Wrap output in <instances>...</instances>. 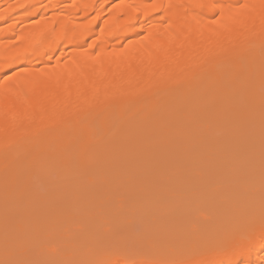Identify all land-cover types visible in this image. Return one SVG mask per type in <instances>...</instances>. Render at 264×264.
Wrapping results in <instances>:
<instances>
[{"label":"bare ground","instance_id":"6f19581e","mask_svg":"<svg viewBox=\"0 0 264 264\" xmlns=\"http://www.w3.org/2000/svg\"><path fill=\"white\" fill-rule=\"evenodd\" d=\"M263 40L264 0H0V157L24 150L30 139L34 141L39 136L41 128H51V131L47 130L50 131L49 137L53 136V128L68 126L79 111L84 117L75 123L77 134L85 139L94 133L91 124L95 115H98L99 125L105 123V117L111 115L114 108L118 113L132 111L134 117H139L146 101L157 108L162 104L164 95L170 92L168 89L171 90L181 79L194 74L202 84V71L209 66L214 67L213 78L221 76L224 68L219 70L217 66L221 58L230 64L235 53L245 56L243 63L250 57L258 56L259 44ZM241 72L237 69L233 74L240 80L244 78ZM187 85H184L185 89L189 87ZM252 87L249 89L251 93ZM152 106L151 109L146 107L152 110ZM175 107H179L178 104ZM176 108L172 116H166L167 119L160 116L156 118V124L154 120L155 129L159 131L156 135L169 139L176 146V162L162 168L161 165L144 166L148 174L144 183V179L134 180V174L139 170L130 166V178L134 176V181H141L139 189L144 193H139L137 189L139 194H134L138 185L129 187L127 184L130 195L123 198L126 203L121 201V209L129 207L130 218L112 210L103 211L100 207H94L96 210L93 208L92 212L84 208V203L81 206V201L77 206L81 199L76 198L74 203L70 189L73 186L65 193L66 203L60 202L62 196L60 199L51 197L50 190L55 187L49 185L44 190L40 189L42 192L35 190L33 196L35 193L43 196L41 199L36 196L37 201L43 200L45 204L42 203L46 208H42L43 212L53 217L56 221L53 222H58L61 230H57L55 241L43 245V250L41 248L42 254L45 252L44 256L48 257L43 259L40 254L42 259L37 256L39 260L35 261L34 257V262L30 264H264V194H256L257 187L262 184H258L255 172L264 169V162L251 165L255 167L250 171L251 175L255 174L254 178H246L245 171L239 170V159L244 152L236 149L241 148L238 145L240 141H251L253 132L248 133L255 123L252 127L247 126L248 133L244 123H234L238 125L237 128L232 126L236 132L233 140L238 143L234 144L237 147H230L225 156V152L221 154L229 161L231 169L228 167V172L241 171L237 177L236 173L228 172L224 173L226 176L215 174L216 177H211L210 174L217 173L215 169L222 168L225 163L216 156L220 149L214 150L211 143L220 137L218 132L204 126L200 132L191 135L199 139L197 147L189 146L187 138L190 133L181 129L179 119L176 124L175 118L180 112ZM79 115L77 117L80 118ZM259 125L255 128L262 129L263 124ZM261 132L257 136L262 137ZM218 134L224 138L221 132ZM78 135H72L70 139H77ZM254 135L253 140L256 138ZM135 136L129 137L138 143L140 139L136 137V142ZM132 140V149L136 151L137 144ZM171 142H168L170 147L175 148ZM53 146H47V149L41 147L36 162L57 158L62 152H58L57 156L58 150L55 151ZM118 147L116 159L122 164L127 147ZM170 147H164L167 154L174 151H170ZM162 153L164 157L161 158L164 159L166 153ZM78 155L85 154L79 151ZM251 156L260 155L254 152ZM106 157L108 154L99 153L101 164L98 169L102 168L101 171L109 169L106 165L109 161L103 163L107 161ZM221 168L219 173H223ZM182 170L184 173L186 170L187 174L183 173L184 179L180 173ZM86 171H90L89 168ZM93 171L94 177L97 173L94 169L91 174L82 172V176L87 178ZM109 171L107 174L112 178ZM103 173L95 177L103 178ZM105 178L102 181L107 184L109 178H106L107 182ZM156 178H163L165 182L157 184ZM85 182L87 180H83ZM113 182L104 185L111 184L113 187ZM74 186L79 192L77 186L81 188L84 185ZM156 190L158 195L149 193ZM77 192L82 196V192ZM218 209L226 215L220 218L222 221L217 220L222 217L220 215L215 220V223L223 224H220L217 234L227 242L224 244L218 238L221 248L213 250V246L205 243L210 239L207 235V240L204 238L208 231L205 221L208 214ZM161 223H165L159 226L163 228L162 233L146 237L138 233L141 227L155 229ZM136 225L141 226L139 231ZM21 231L17 230L16 235ZM201 241L204 245H199ZM2 245L0 264H29L31 261L25 260L30 259V254L24 256L26 253L23 251L20 252L23 254H16L20 250H12L11 253Z\"/></svg>","mask_w":264,"mask_h":264},{"label":"rangeland","instance_id":"374dc122","mask_svg":"<svg viewBox=\"0 0 264 264\" xmlns=\"http://www.w3.org/2000/svg\"><path fill=\"white\" fill-rule=\"evenodd\" d=\"M263 43H264V40L259 44V46H260V48H259L260 50H258L260 52L259 55L250 57L249 59H246V61H248V62L245 61V63H243V60H244L243 57H245V56L241 53L240 54L235 53V56L234 57L232 56V60H231L232 62L230 64H228L227 62H224L225 61L224 58L220 57L221 59L217 63V66L219 67V70H221L222 68H224V69L222 70L223 75L221 74V76H219L217 78H213L214 67L212 69L211 68L212 66H209V67H206V70L204 69V71H202L203 72V79H204L202 84L201 83L199 84L200 80H199V78H197L198 76H194V74H192V76L190 75L186 78L181 79L182 81H179L176 84L177 87L174 86V87H176V89L174 87H171V90L168 89V91H170L169 92L170 95H169V93L167 95H164L163 100H162V104L160 106H158L157 108H154L149 101H146L147 103L149 102V104H147L146 102H145L146 104L145 103L143 104V106L141 108L142 112L140 111L139 117L138 116L134 117L135 115L133 116V114L131 113L132 111H130L129 113L122 112L123 114L118 113V110L114 108L113 111L111 112V115H108L105 117L107 119V120L105 119L106 120L105 123H103L102 125H99L98 124L99 121L97 120L98 115H95L94 121H93L94 123L91 124V127H92L94 133L89 139H85L83 136L77 134V129H76L77 126L75 123H76V121H78V122L81 121L84 117L83 116L84 114H82L83 112L79 111V113H76V114H78V115L80 114L81 117L80 118L77 117L78 115L73 116L76 118L72 117L73 119L71 118V122H69L71 124H68V126L66 125V127H64L62 125V127L60 126L57 128H53V130L55 131V134L53 136L49 137V134H48V132L51 131V128H47L50 131L47 130L46 128H43V129L41 128V130L39 129L41 131V132L39 131L41 135L39 134V136H36V138H34L35 139L34 141H33V138L30 139L32 142L30 141L31 142L30 143L28 141V145H26L27 147H25L24 150H22V149L19 151L17 150L15 152H13L10 156L5 154V157H0V244H3L2 246H5L4 248L6 250L9 249L10 251L13 250V251H17V252H18V250H20L16 254H23V252L26 253V255L24 254V256H27V254H30V256H29L30 259H25L27 262L29 260H31L29 262V264L34 262V261H32V260H34V257L36 258L35 261H37L38 258L42 259L41 255H43V256L46 255V253L44 251H43L44 253L42 254V250H43L42 246L49 243V242H53L56 240L55 238L58 237V235H56V234H58V231L61 230V225L60 224L57 225L58 222L54 223V222H56V221H54L55 219L53 217H51L50 215H48L46 212L45 213L43 212V209L45 208V206H44L45 204L43 203V200H41L42 202L40 201V199L43 198V196L39 197V196H37V195H39L37 193H35V196H33L32 194H34L35 190L42 192L44 190L43 188L48 187L49 185L52 188L55 187V189L53 188L52 190H50L52 192V194H50L51 197L56 196L57 198L60 199V197L62 196L61 198L65 199V200L61 199L62 201L60 200V202H62V203L67 202L68 199H66L65 193H67V191H70V189H72L71 192H73L72 198H73L74 203L77 202V201H75L76 198L81 199V200L77 199L78 200V202L76 203L77 206H79L78 205L80 203L79 201H81L82 202L81 206L84 205L85 209L88 208L89 210H91L94 207H96V209L100 207L99 209H101L103 211L111 212V210H112V212L114 211V212L118 213V215L122 214V216H124L125 218H130L131 215H130L129 207H122V209H121V206L123 205V204L121 205V203L122 202L126 203L124 200L125 199L124 197H127L130 195V191H128L129 189H127V188L131 187L132 185H135V186L138 185L137 187H135L136 192L134 190V194L138 195L139 193L143 192V190L141 192V189H139L140 186L142 185V184L140 185L141 181H139L140 182L139 183L138 181H134V180L144 179V180H142V182L143 183L145 182L148 174H146L147 172H146L144 166H148V165L152 164L154 166H156V165L160 166L161 165L160 167L162 168V166L167 167L170 165V163L173 164L172 162H174V163L176 162V159H177L175 157L176 146L171 141H169V139L168 140L164 139V137L159 138L156 135L159 131H158V129H155L156 128L155 124L157 123L156 118L158 119V118H160V116L163 118V116H165L164 118L167 119L166 116H168V115L172 116L171 114L174 113V109L176 108L175 104L176 105L178 104L179 107H177L178 109L177 108L176 109L178 110V112L180 111L178 113L177 119L175 118V121L179 119V121L182 125L181 129L184 128L183 130L188 132V134L190 133L188 138H187V143L190 144L189 146L195 145V147H197L198 144H196V143L199 142V139L196 138V136H194V135L191 136V135H192V133L193 134L197 133V131L200 132L201 131L200 129L201 128L203 129L204 126H206L208 128H212L213 130H215L218 133L221 132V134L225 138V139L222 138V136L217 133V136H220V137H217V139H214V142L213 141L211 142V143H213L212 144L213 146L211 144H209L213 147V149L215 148L214 150H216V149H220V151L222 150L221 152L217 150L219 152V154L217 152H216V154H218L220 156H218V155H216V156L219 157L218 159L220 161L223 160L225 163L226 162L228 163V164H226L227 166H225V163H223V161H222V163L224 164L222 166V168H223L222 172L223 173H219L220 168H221L220 167L218 170L215 169V172L218 171L217 173H211L210 174L211 177H216V175H218V174L221 175V174H224L225 172H228L227 171L228 167H229V169H231L229 166V161L226 160V157L223 159V156L221 154L223 152H225V154L223 153L225 156V155H227V151H229L228 149H231L232 147H234V148L237 147V146L235 147V145L238 143H236V140H233L235 138L234 133H236V132L233 131L232 126L234 127V125L240 121H241L240 124L244 123L245 127H247L249 125H251L250 127H252L254 125L252 123H255V126L256 125L260 126L259 124H263V125H261L262 129L260 127H259L260 129L257 127L259 129V132H261L263 130V133L261 132L262 137L260 135L257 136V134L259 132L257 131V128H255V126L252 127V129L250 130L249 133L247 132L249 130V128L247 127L246 132L249 135L251 132H253V133H251V135H252L251 141L252 142L250 140H247V141H249V143H247L246 141H243V142L240 141V143L238 145L241 148H239V147L236 148L239 151L240 149L242 150V148L245 147V148H243L242 151L241 150L239 151L240 153L244 152V154H241L242 158L239 159L241 161L238 160L240 162L239 170L245 171L244 175L246 176V178H251V177L254 178L253 175H255V174L251 175L252 172L250 173V171L251 170L253 171V169L255 168V167L253 168L252 166H256V165H259V164L264 162V140H262V138L264 136V129H263L264 128L263 127L264 122H262V121H264V120H262V119H264V44ZM246 64H248V65H246ZM237 69L240 72L243 71V72H241L242 74H244L243 79L239 80V78L236 75H234V74H236L235 71H237ZM233 70H235V71H233ZM204 76H205V78H204ZM183 80H185L186 83ZM196 83H197V85H196ZM248 84H251V86ZM184 85L185 86L187 85L189 87H187L185 89ZM248 86H250V88L253 86L252 87L253 93H251V90H249L250 88ZM228 93L231 94V96ZM165 99H168V100L164 101ZM150 105L152 106V110H150L151 109ZM146 106H148V107L150 106L149 107L150 109L148 110V108ZM172 106H174V107H172ZM171 107L173 108V110ZM153 109H155V110H153ZM254 115H256V116H254ZM154 120L156 121L155 124H154ZM177 123L178 122L176 121V124ZM180 126L178 125V127H180ZM237 126L238 125H235L234 128H237ZM254 128H255V130H254ZM229 129H232V131H230ZM44 130H46V131H44ZM252 130H254V131H252ZM56 131H58L59 134ZM132 132H134L136 134L133 133V136H132ZM226 132H229V133H226ZM230 132H231V134H230ZM129 134H131V135H129ZM224 134L226 137L224 136ZM72 135H74V136L78 135L77 139H75V138L70 139L71 138L70 136H72ZM128 135L131 137H134V135H136L135 140H136V137H138L141 142L139 141L138 143H134L133 142L134 139L132 140V138L129 137ZM253 135H254V138L256 136L257 139L255 138L253 140ZM41 136H42V139H41ZM39 137H40V139H37ZM258 137L261 138V139H259V141H258ZM127 138H129V139H127ZM219 138L221 139V141ZM130 139L132 140V142L134 144H137V145H135L136 151H134L132 149L133 146H131ZM216 140H218L219 142L218 141L216 142ZM260 140H262V142ZM52 141H53V143L50 144V142H52ZM104 141H105V143H104ZM122 142L123 143L125 142V144L127 142L128 143H127V145H125V144L122 145ZM136 142H137V140H136ZM168 142L169 143L171 142L175 146V148H173V146L170 147V144ZM231 142H233V143H231ZM237 142H239V141H237ZM51 145H54L53 148H55L54 149L55 151L58 150L57 153L55 152L57 154V156L59 153L62 152L61 153L62 155L60 154L62 157H60V155H59L57 158L47 159V160H45L43 162H39V163L36 162L37 161L36 157H38V154L41 151L39 149L41 147L47 149ZM104 145L106 147H104ZM118 145L119 146L121 145L123 147H125V146L127 147V149L125 147V149L127 150V154L124 155L125 160L122 158V160H123V161H121L122 164H119L120 162H119V160H117L118 159V156H117L118 150L117 149L119 148ZM130 146H131V149L129 148ZM163 146L166 148L170 147V151L171 150H174V151H171L170 152L171 154L170 153L167 154L168 151L166 149V151H167L166 152L165 148ZM223 148H225V150ZM248 148H249V150H248ZM128 150L129 151L133 150L135 153L136 152L137 153L133 154L134 152H132V151L129 153ZM251 150L252 151L254 150V151L252 152ZM79 151L81 154H83V155L85 154V155L79 156L78 155ZM162 152L166 153V156L164 159H162L164 157ZM254 152H256V153L258 152V154L260 156L259 157H257V156L252 157L251 154H253ZM65 153H67V155H65ZM99 153L108 154V157H106L107 161L105 160L106 162H103V163L106 164L109 161V163H107L106 165L109 166L108 167L109 168L108 170H110L109 174H111V176H112V178L111 177L110 178L112 181H114L113 185L115 184L113 187L111 185L112 181L110 180V178L107 174L108 170L101 171L100 169H102V168L98 169L100 167V164H101V163H99L100 160L98 161ZM247 153H249L250 156ZM56 154H55V157H56ZM63 154L65 156H63ZM142 154H143V157H142ZM111 155H113V156H111ZM114 155H115V157H114ZM134 156H137V157H134ZM161 156H162V158H161ZM244 156H246V157H244ZM116 157H117V159H116ZM114 158L117 160V162H115L116 160H114ZM170 160H171V162H170ZM112 162L114 164H112ZM130 162H132L133 164H131ZM239 162H238V164H239ZM241 162H242V164H241ZM140 164L142 166H140ZM119 165H121V166H119ZM130 166L135 167L139 170L137 172V174H134V176H136V178L134 176H132L130 178V175H131V172L129 170L131 168ZM141 167L142 168L144 167V168L142 169ZM85 168H87V169H85ZM88 168L90 171H86V170H88ZM119 168H120V170H119ZM92 169H94L97 172L96 173L97 175L98 174L100 175L102 172H104L103 173L104 176L106 178L107 177L109 178V181L107 182L108 179L103 177L106 179L107 184L102 181L103 178L102 177L100 178L101 175L99 177L98 176L97 177L101 179L100 181L103 182V184L99 183L100 181L98 180L97 177H95L96 174L94 175V177H92L93 173H95L94 171L92 172V175H87V178L89 176H91L92 179H91V177H89L87 179V178H85L86 176H82V172H84V173L89 172L91 174ZM124 170H126V171H124ZM239 170H237V172H234V173H231V172H228V173H230V174L236 173L235 174L236 176L235 175L234 176L237 177V175H238L237 173L241 172ZM183 171L184 170H182V172H180L182 175V179H184L183 177H185L183 175V173H184ZM105 172H106L107 176L105 175ZM255 172L257 174L256 179H257L258 184L260 185L259 182H261V184H262V185L257 187L258 189L256 191L257 192L256 194H260V195L262 194L263 195L264 194V169H260L258 171L256 170ZM119 173H120V175H118ZM184 174L187 175L186 170H185ZM212 175H215V176H212ZM126 176L128 177V179ZM95 178H97V179L95 180ZM125 178H126V180H125ZM259 178H260V180H259ZM131 179L132 180L134 179V180L129 181ZM156 179L157 180L155 182H157V184L159 182L162 183V181L165 182L164 181L165 179H163V178L162 179L156 178ZM83 180H87V182L90 186L87 185V182H85L86 184L83 183ZM127 181H128V183H127ZM109 182L111 184L109 186H106L109 184ZM137 182H138V184H135ZM104 184H106V185H104ZM127 184L129 187L127 186ZM58 185L60 186L59 189H58V187H59ZM74 185H76V186L77 185H79V186L84 185L81 187L82 189L78 188V186H77V190L79 189L80 190L79 192H82L81 193L82 196H80V194H78V195L76 194L77 191L75 190L76 187ZM70 186H73V187H70ZM69 187H70V189H69ZM40 189H43V190H40ZM56 189L58 190L59 193L56 192L57 191ZM125 189H127V190H125ZM137 189H139L138 190L139 193L137 192ZM79 192H77V193H79ZM157 192H158V190H156L154 192H149V193H151V195H158L159 192L158 193ZM142 194H144V193H142ZM31 195H32V197H35V199L32 198ZM40 195H41V193H40ZM36 196H37V198H40V199H38L40 202L37 201ZM47 198L49 199V196ZM47 198L45 200H48ZM67 198H68V196H67ZM49 201H51V200L49 199ZM54 201H55V198H54ZM136 202L138 203V201H136ZM85 204L87 205L86 207H85ZM138 205H139V203H138ZM118 207L121 209V211ZM107 208H109V210ZM213 210H215V208ZM222 210H224V209H222ZM224 211L226 213H228V210H224ZM224 211L221 212L220 209L216 210V212L213 211L212 213L208 214L210 217H208V215H207V219L205 221L207 223L206 230H208V231L205 233L204 238H206V240H207L206 235L210 238V239L208 238L209 240L206 241L205 243L210 245V247L213 246L212 247L213 250H214V248H215V250H218L219 247L221 248V246H220L221 241L224 244L227 242V241L224 242V240H221L219 238V235L217 234V233H219V230L221 227L220 224H222V222H220V223L216 222L215 223V220L219 217L218 215L222 216V217H219L217 219L218 221H220L221 219H223L225 217L224 215H226V213H223ZM88 212H90V211H88ZM212 217L214 218V220ZM8 218L9 219L11 218V220H9ZM210 218L213 220V222L211 221ZM9 221L10 222L12 221L11 224H9L10 223ZM208 221H210V222H208ZM59 223H61V222H59ZM213 223H215V224H213ZM163 224H165V223L159 224L158 227L162 226ZM59 225H60V227H58ZM137 225H139V224H137ZM137 225H136V229L138 230L141 226L138 227ZM152 228L153 227H151L149 229L148 228L142 229V227H141V231H139L140 230L139 229L138 233H141L142 235H144L146 237L149 235H154L156 233H159L163 230V228H160V227L159 228L154 227L155 229H152ZM144 229H147L148 231H146ZM17 230H22V231L19 232V234L17 233V235H16ZM137 230H136V232H137ZM142 230H144V231H142ZM214 234L215 235L217 234V235L215 236ZM55 235H56V237H54ZM209 242H210V244H209ZM200 244L204 245V242L201 241L199 243V245ZM146 247H147V245H146ZM41 248H42V250H41ZM220 248H219V250H220ZM13 251L11 253H13ZM21 251H23V252L20 253ZM37 256H39V257L37 258ZM46 257H48V256H44L43 259H45Z\"/></svg>","mask_w":264,"mask_h":264}]
</instances>
